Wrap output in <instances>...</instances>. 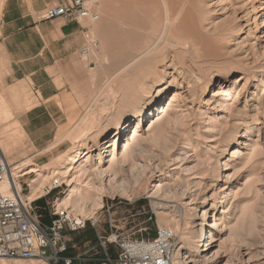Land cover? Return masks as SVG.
Instances as JSON below:
<instances>
[{
	"label": "rangeland",
	"instance_id": "rangeland-1",
	"mask_svg": "<svg viewBox=\"0 0 264 264\" xmlns=\"http://www.w3.org/2000/svg\"><path fill=\"white\" fill-rule=\"evenodd\" d=\"M97 1L99 18L108 27L103 30L102 27H95V23L92 24L89 20L83 22L88 26L87 40H95L97 46L87 60L79 58L83 84L76 87L80 90L76 96L82 110L75 105L68 110L67 123L58 126L55 139L48 145H53L58 132L77 130L87 117L102 116L101 129L114 128L111 125L123 114V108L117 107V101L119 103L122 97H128L145 74V66L151 55L143 54V50L151 39L150 29L154 30L158 26L155 19L164 15L162 3L149 2L133 12V9L129 10L124 6V0ZM234 1V5L223 10L219 9L220 1H209L207 8L214 14L212 19L209 18L210 25L214 27L225 24L230 29H235L226 38L217 40L215 49L205 50L207 58L197 65L196 73H187L188 77L192 76L191 80L188 79L194 81L195 90L189 95L184 83L185 89L179 90L181 95L171 101L168 113L159 126L151 129L150 119L160 111L158 106L167 103L172 96L169 93L179 87L176 83L167 82L160 88L162 91L156 96L153 113L141 121L137 142L132 145L133 153L124 152L122 148L131 132H126L119 140V159L124 153L128 155V162H118L117 166L129 170L130 179H126L125 187L127 186L130 197L104 193L103 204L99 208L95 205L98 197L96 187L101 181L91 172L93 167H90L91 173L89 169L86 171L87 166L83 162L86 157L84 154L89 151L92 155L91 164L97 163V142L101 138L96 140V135L99 130H91V133L85 129L83 137H86V141L81 147V151H84L81 162L75 164L77 167L70 172L71 176L62 178L60 174L56 175L61 185L53 189L51 194L46 193L51 186V179H43L50 172L47 166L51 159L63 152L71 153L81 143L76 146L70 138H66L58 147L57 144L52 148L47 145L46 150H35L32 147L15 116V113L30 106L32 100L26 92L24 105L20 103L16 91L9 92L10 87L4 80L6 62L0 50V149L11 168L17 166L16 170L25 169L26 164H31L39 169L38 172L16 178L22 195L25 197L30 191V182L36 179L37 183L44 185L35 199L43 198L47 208V202L53 196L58 195L60 200L65 195L68 189L67 179L73 177L74 183L78 181L75 184L80 186L77 197L79 194L84 196L95 207L93 216H99L100 226L105 225L103 208L110 206L115 220L114 230L121 237L132 239L151 238L158 227L172 226L171 221L159 219V212L177 216L175 206H181L185 217L190 220L193 215L189 208L198 205L205 195L212 196L213 202L217 204L214 211L217 213L216 217L222 216V219L217 220L214 242H210L211 234L208 231L201 236L202 242L209 244L205 253L218 250L211 264H264V3L260 6V0ZM110 10L111 13H108ZM203 15L204 12L195 14L198 18H203ZM108 16L127 17L125 21L120 17ZM152 25L155 26L151 27ZM242 65H246L248 72H243ZM211 76L215 81L210 87ZM156 92L157 90H153L152 95L155 96ZM129 122L131 121L126 123ZM244 125L250 129L246 135L248 138L240 137L245 130ZM131 128L132 125L129 130ZM112 140L114 138L109 140L110 146L104 149L105 152L100 153V157H103L100 167H107L105 161L110 156L105 154L112 147ZM253 143L257 144V151L252 157L250 144ZM236 149H239L237 157H232ZM135 161L140 165L144 164H135L138 169L134 166L132 175L130 168ZM59 170L65 168L61 166ZM157 183L162 185L161 190L157 195L149 196ZM145 185L147 186L144 187ZM191 199L194 202L191 201L188 207L182 204ZM221 199L225 201L223 204L219 203ZM158 204L165 206V209H158ZM209 207L210 202L206 208ZM222 208L226 211L223 214L220 213ZM74 210L75 214L83 215ZM208 214L211 215L212 211ZM173 230H178L180 241V232L189 229L179 224V228ZM199 241L200 239L196 242L197 246ZM46 252L49 253L50 250L46 248Z\"/></svg>",
	"mask_w": 264,
	"mask_h": 264
},
{
	"label": "bare ground",
	"instance_id": "bare-ground-1",
	"mask_svg": "<svg viewBox=\"0 0 264 264\" xmlns=\"http://www.w3.org/2000/svg\"><path fill=\"white\" fill-rule=\"evenodd\" d=\"M3 1L4 0H0V10H1ZM117 1H120V0H117ZM124 1L122 2V3H126V5L124 6L128 7L129 10L133 9V12L136 9H141L144 6V4L149 3V2H152L155 4V2L160 1L159 3H162L163 8H164V15L162 17L158 16L155 19L158 26L155 27L154 30L150 29V32L152 34L151 39L148 41V43L146 44L143 50V54L151 55L148 58L149 62L145 66V74L140 79L138 85L136 87H133L132 89L133 91L130 93L131 95L129 94V96L126 98L122 97L119 100L120 105L117 101V107L123 108L122 109L123 114L119 120H116L115 123L111 125V127H114V128L105 127L104 129H101V127H103L102 116H97V117L84 118L81 123V127L79 124L80 128L78 127L79 129L77 128V130L75 131H72L70 129L71 132L68 131V132H58L57 133L56 140L53 143V145L54 144L58 145L59 143H61L63 139H66V138H70L72 140V143L75 144L76 146L77 145L79 146L80 143L81 144H80V147L74 148V150L71 153L63 152V154L58 155L56 158H53V160L51 159L50 163L47 166L50 172L44 175V179H43V181L51 179V183L54 180H56V182L58 183H61L59 182L58 177L56 178V175L60 174L62 178L71 176L70 172L76 169L77 166H75V164L78 162H81V155H83L84 153V151H81V147L83 146L82 143L86 141L85 140L86 137L85 138L83 137L85 129H88L90 131L99 130V133L97 132L98 135H96V140L98 139V137L101 138V140L97 142L98 151H99L98 156H97V163L93 162L94 166H92L93 164V163L91 164L92 155L89 153V151H87L84 154V156L86 155V157L83 160V162L85 163L84 165L87 166L85 167L86 171L87 169H89V172H90L91 170L90 167H93L94 169H92L91 172L101 181L99 182V185H97L98 187H96L98 191L95 190L98 192L97 202L95 203L97 208L101 207L103 204L102 197L104 196V193H111V194L117 193L120 196H127V197L129 196L128 191H127V186L125 187L126 179L127 180L130 179L129 173H128L129 170L127 171L123 167L120 168L121 166H119L118 168L117 166L121 164V162L123 164L128 162V155L126 154L124 155V153H123V156L119 159V156L117 154V150L120 146L119 140L121 141V138H123V135L126 132L128 133L131 132L132 133L131 136L126 139L125 143L122 145V148L124 149L123 150L124 152L128 151L130 153H133L134 150H133L132 145L137 140L138 134L141 131V121L145 119L148 114L151 115L153 113V108L156 105L155 104L156 96H158L160 92L162 91L160 88L163 87L167 82L176 83L179 87L169 93L172 96L170 97V100L167 103L164 102L160 107L158 106V108H160V111H158V114L153 116L150 119L149 128L151 129L152 128L154 129V127H156V125H158L160 121L162 120V118L168 113L171 101L175 100L178 96L181 95L179 90L184 88V83L187 85L186 90L187 92H189V95H191L190 93L195 90L193 86L194 81H190L191 80L190 78L192 76L188 77L187 73L189 71L191 72L193 71L192 73H194L197 65L205 61V58H207L205 50L207 48H210L211 50L215 49L216 41L217 40L221 41L222 39L226 38L227 35H230V31L235 29V28L230 29V26L225 25V24L215 25L214 27L210 25L211 21L209 20V18L212 19L213 18L212 16H214V14L210 13L211 9L207 8L210 4L209 2L210 0H158V1L157 0H124ZM218 1L221 2V3L219 2L221 4L219 8L220 10L226 9L235 4L234 0H218ZM262 3H264L263 0H260V6L262 5ZM96 9L98 11V5ZM198 12H204V15H203L204 17L201 18V16H199L198 18L197 16H195V14ZM108 13H111V10ZM99 17L96 21L91 22V23L92 24L95 23L94 25L95 27L97 28L102 27V29L104 30L108 26L104 24L102 22V19L100 20L101 17L100 18ZM108 17H114V18L120 17L126 21L127 16H108ZM92 24H90L91 27H93ZM153 26L155 25H152L151 27ZM90 31H92V29ZM237 63L240 64L239 61H237ZM242 67L244 69L243 72L245 73L248 72L246 65H242ZM191 72H190V75H193L191 74ZM209 79H210L209 85L211 87L213 86V82L215 80L213 76H211ZM153 90L154 91L157 90L155 96L152 95ZM115 106H116V102H115ZM129 120L131 122L127 124L126 122ZM82 125L84 127H82ZM130 125H132V128L129 130ZM243 127L245 130L240 135V137L242 136V138L244 137L248 138V136L246 135H247V131H250V129L247 125H244ZM113 132L114 134H112ZM109 134L111 135L109 136ZM109 138L110 139L114 138V140H112L111 142L112 147L109 150H107V153L105 154V156H108V157L110 156L105 161L107 163V167L103 168V167H100V163L103 158V157H100V153L101 151L102 153H104L105 152L104 149L110 146L108 145L109 140H110ZM135 144H139V143H135ZM53 145H49V146L51 147ZM250 150H252L251 156L253 157L257 151V144L256 143L250 144ZM0 151L2 152L1 149ZM238 152H239V149H236L232 153V157H237L236 153ZM130 153L129 155L132 158ZM133 162H134V159H133ZM7 163L10 167L9 161ZM135 164L140 165L137 162L133 164V167L130 168V173L132 175H133V169H134ZM143 164L144 163H142L141 165ZM26 166L27 167H25V169L21 168L19 170H16L18 169L17 166L9 168L7 175L4 177V180L1 183V190L3 192L5 193L10 192L8 190V186H9V183H11L12 178L15 181L16 187L19 189V186L17 185L18 183L16 181L17 177L26 176L27 174H31L33 172L39 171L36 165L26 164ZM61 166L62 168H65V170H59V167ZM136 168L138 169V167ZM82 172L80 174H83ZM118 175H120V177H118ZM218 180L222 181V179H218ZM35 182H36V179H33L30 182V191L25 195V197L29 201L35 199V197L38 195V192L44 185V184L42 185L41 182L40 184L37 183L38 181L36 183ZM67 182H68V189L65 195L60 198L59 205H61L62 207L66 209H70L71 211L75 209L79 213L85 216H88V217L93 216L95 207L91 206V203L87 201V199H85L84 196L79 194V197H77L78 195L77 193H78V190L80 189V186H77V184L75 183H77L78 181L74 183V180L72 177L70 179H67ZM86 185H89V184H86ZM146 186L147 185H145L144 187ZM161 186L159 183H157V185L155 186L156 188L153 190V192L149 196L157 195L158 192L161 190ZM84 192H86V190ZM84 192L82 194H84ZM191 201L192 199L182 204L188 207L191 204ZM209 202H210V207L206 208L207 205L209 206ZM214 202H213L212 196L207 197V195H205L202 198V201L198 203V205H195L192 208H189L190 210H192V215H193V218L190 220H188L185 217L183 208L181 206H177V205L175 206L176 212L178 213L177 216L169 212H164V211L159 212V219L161 221L169 220L173 223L172 226L168 225V229H171V230H173V228L177 229L179 228V224L185 225L186 228L189 229L186 232H180V241H179L180 243L174 250L173 264H211L212 261L214 260V257L218 253V250H213L211 251V253L209 252L205 253V251L209 247V244L205 247L204 250H202L203 247L198 248L196 244L198 239H200L203 234L205 235L207 231L210 232L211 234V238L209 239L210 242H214L216 240V238H214L215 237L214 234L216 233L215 231L218 228L217 220H221L222 216L219 218L216 217L217 213H215L214 211L216 209L215 206L217 204L215 205ZM224 202L225 201L221 199L219 203L223 204ZM159 204H158V209H161V210L165 209V206L163 205L161 206ZM220 207L222 206L220 205ZM209 211H212L211 215L208 214ZM225 212H226L225 209L222 208L220 213L223 214ZM191 254H194V255H191ZM3 264H48V263L43 260H40L39 258H30V259H25V260H22V259L3 260Z\"/></svg>",
	"mask_w": 264,
	"mask_h": 264
},
{
	"label": "crops",
	"instance_id": "crops-1",
	"mask_svg": "<svg viewBox=\"0 0 264 264\" xmlns=\"http://www.w3.org/2000/svg\"><path fill=\"white\" fill-rule=\"evenodd\" d=\"M54 3L55 0H4L0 10L4 80L10 93L19 94L20 103L25 105V94H30V106L15 116L35 150L47 148L55 139L58 126L67 123L68 110L74 105L82 110L76 96L80 91L76 87L83 84L77 50L87 40L88 29L83 22L60 17L39 20L37 14ZM100 227L104 230L106 225ZM68 240L65 255H74L95 242V233L87 226L69 233ZM109 250L114 253V246L110 245Z\"/></svg>",
	"mask_w": 264,
	"mask_h": 264
},
{
	"label": "built area",
	"instance_id": "built-area-1",
	"mask_svg": "<svg viewBox=\"0 0 264 264\" xmlns=\"http://www.w3.org/2000/svg\"><path fill=\"white\" fill-rule=\"evenodd\" d=\"M96 7L97 0H55L54 4L41 10L37 18L60 17L79 24L84 20L94 22L99 17ZM96 46L95 40H86L77 50L79 58L87 60ZM9 168L0 151V264L3 260L30 258H39L48 264H173L174 250L179 244V234L175 230L158 227L151 238L121 237L114 230L110 206L103 208L106 229L102 230L99 216L75 214L59 205L58 195H55L47 202L49 223H42L34 203L36 199L29 201L24 197L13 178L8 186L10 192L1 190ZM60 185L54 180L46 193ZM87 226L94 230L95 242L82 252L65 255L68 234L82 231ZM110 245L114 246V253L110 252ZM206 246V241L202 242L200 238L198 248L204 250Z\"/></svg>",
	"mask_w": 264,
	"mask_h": 264
},
{
	"label": "trees",
	"instance_id": "trees-1",
	"mask_svg": "<svg viewBox=\"0 0 264 264\" xmlns=\"http://www.w3.org/2000/svg\"><path fill=\"white\" fill-rule=\"evenodd\" d=\"M51 193L52 192H50L49 194H51ZM34 203L36 206H38V212L41 214L42 223H49L50 217H49L48 210L45 206L44 199L38 198L34 201ZM155 233H156V231L154 230V232L151 235L154 236Z\"/></svg>",
	"mask_w": 264,
	"mask_h": 264
}]
</instances>
